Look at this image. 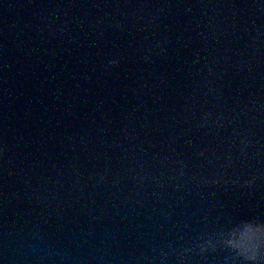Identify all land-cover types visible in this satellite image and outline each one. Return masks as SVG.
Returning <instances> with one entry per match:
<instances>
[{"label":"water","instance_id":"water-1","mask_svg":"<svg viewBox=\"0 0 264 264\" xmlns=\"http://www.w3.org/2000/svg\"><path fill=\"white\" fill-rule=\"evenodd\" d=\"M264 253V0H0V264Z\"/></svg>","mask_w":264,"mask_h":264},{"label":"clouds","instance_id":"clouds-1","mask_svg":"<svg viewBox=\"0 0 264 264\" xmlns=\"http://www.w3.org/2000/svg\"><path fill=\"white\" fill-rule=\"evenodd\" d=\"M245 260L250 264H264V253L257 247L252 250L251 254L245 256Z\"/></svg>","mask_w":264,"mask_h":264}]
</instances>
